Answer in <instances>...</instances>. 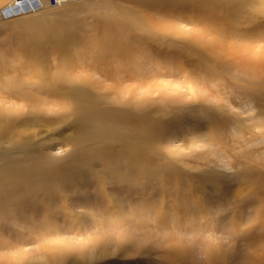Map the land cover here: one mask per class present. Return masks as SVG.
Masks as SVG:
<instances>
[{"label": "rangeland", "instance_id": "1", "mask_svg": "<svg viewBox=\"0 0 264 264\" xmlns=\"http://www.w3.org/2000/svg\"><path fill=\"white\" fill-rule=\"evenodd\" d=\"M10 1L0 0V7ZM70 4L75 6L49 8V17L55 22L45 31L1 23L0 104L5 108L8 106L4 101L28 103L37 99L47 124L58 128L53 140L69 151L72 148L68 139L72 132L68 125V121L72 122L69 106L74 97L92 99L86 113L103 109L121 116L120 109L127 110L130 124L142 128L145 136L130 154L122 145L111 148L113 156L109 154V161L99 168L106 183L97 185L87 196L78 195V200L75 197L73 202L65 199L76 212L75 220L65 218L66 221L47 224L45 229L52 234L47 240L41 237L42 230L38 227L29 231V245L25 248L35 252L28 257L29 262L41 264L47 257L53 258L59 251L51 244L57 241L77 248L94 233L110 230L113 243L124 234L135 236L139 243L132 241L122 251L96 259L76 254L65 263L56 259L53 263L46 260L44 264H247L245 253L249 241L234 239L237 234L227 237L221 227L232 219L244 221L250 213L259 216L264 204L262 1L90 0ZM161 27L163 30H159ZM58 70L59 76L71 79L69 85L63 78L53 80ZM8 80L16 86L6 87ZM250 86H258L263 92L255 101L256 118L263 119L259 121L261 128H254L252 121L242 119L243 136H233L229 129L236 117L227 100L239 107L237 92ZM123 100H128V104L121 103ZM138 101H143L144 106L136 107ZM3 108L0 125L4 126L11 119L8 118L11 112ZM206 112L213 114L207 118L202 115ZM189 120L193 136L186 128ZM215 123L218 136L213 132ZM50 139L43 141L47 143ZM43 141L37 142L41 145L37 146L40 152L51 151ZM119 148L123 150L121 154H117ZM126 167L131 180L139 179L138 170L142 167L143 175L148 178L165 179L171 188L183 186L186 196L179 200L163 185L145 186L135 193L131 180L126 179ZM208 169L220 176L215 179ZM223 174L227 175L223 177ZM119 176L121 182L116 184L114 180ZM103 186L108 190H103ZM105 191L117 200V221L89 213L100 207L99 203L106 198ZM252 192L261 198L257 205L245 198ZM174 210L178 215L172 218ZM200 210L208 221L206 246L220 244V256L187 247L205 246L202 232L196 238L194 233L185 234V217L192 212L199 222L198 216L204 214ZM43 219L36 226L44 227ZM57 230L60 235L56 234ZM21 233L19 236L24 237ZM177 244L178 252L172 249ZM12 258L16 263L21 262L18 255Z\"/></svg>", "mask_w": 264, "mask_h": 264}, {"label": "bare ground", "instance_id": "2", "mask_svg": "<svg viewBox=\"0 0 264 264\" xmlns=\"http://www.w3.org/2000/svg\"><path fill=\"white\" fill-rule=\"evenodd\" d=\"M11 1L9 3H11ZM84 1L87 2L90 0L71 1L60 8L66 7V5L68 4V6L70 7L75 6V4L70 3H76V5H79V3L82 4ZM261 1L262 5L264 6V0ZM49 10V7H46L33 12H28L20 15L16 14L10 19L0 21V25L2 23L7 25L27 27L30 29H37L36 27H38L45 31L51 28L52 25H54L52 21L55 22V20H52L49 17ZM98 13H100V11ZM70 18L71 17H67V19ZM233 24H235V22H233ZM159 26H161L160 23ZM162 27L159 28V30H163ZM209 41L212 42L213 39ZM59 71L60 70H58V72L53 75V80L57 81L58 78L59 80L63 78V76H59ZM250 79H253V77L251 76ZM254 79H256L257 82H261V79L258 77ZM63 80H65L66 84L69 85L71 79H67L65 77L63 78ZM13 85L16 86L14 81L12 83L9 80L8 82H6V87H13ZM74 88L75 90L76 88L77 90H80V88L78 87ZM237 93L241 101L239 107L234 105L231 101L227 100V105L229 106L230 111H232V114L234 115V117H236L233 119L234 122L230 124L231 129L229 130H231L233 136H243V129L245 127L242 123V119H245L246 121H252L254 123V128H261V126L259 125L261 124V122L259 123V121L263 119L261 117L256 118L255 113L257 105H255V101L260 99L259 97H261V93L263 92L258 86H250L246 90H242L241 92L239 91ZM127 101L128 100H123L121 101V103L128 104ZM92 102L93 101L90 98L87 99L74 97V102L69 106L72 114V116H70L72 122L68 121L69 127H72V135L70 134V136L68 137L69 141L72 144V148L70 151L66 150L65 147L61 145L62 143L56 144L57 140H53L55 138L53 137V135L55 134L54 131H57L58 128H52L51 124H47L48 119L44 118L43 114L40 113L43 112V110L40 108V104H38L37 99L28 103H19L18 101H4V104L8 106L5 108H3V106L0 104V111L1 108H3V110H6L5 112H11V114L8 113V118L11 119H9L4 126L2 124V126L0 125V252H5L7 256L11 257L6 258V255L4 256L2 253H0V264H33L31 260L29 262L28 257L32 256L35 252H32L31 250H27L25 248L26 244H28V238L30 237L29 231H32L34 230V228L38 227L42 230L40 232L41 237L47 240L52 235L48 232V230L45 229V226L47 224L57 223L61 219L65 220V218L69 220L74 219L76 212L74 211L72 205L67 203L68 200L70 202H73V198L77 197L80 194L87 196L88 193L90 194V192H94L93 188H95L97 185L106 183L105 181H103L104 178L102 177V174L100 173L101 170L99 168L104 166L109 161L108 155L112 154V152L110 151L111 148L114 145H122L123 150H126L130 154V151L134 150L144 138L145 131L138 125L132 126L130 124V121L132 122V120L130 119L128 115L129 112L127 110L123 111L122 109H120V112H122L121 114H123L121 116L111 114L112 112L105 111L103 109H97L93 112L89 111L86 113L85 109ZM42 104L44 105L45 103L42 101ZM136 105V107L138 108L144 106L143 101H138ZM22 111L25 112L24 115L20 114L22 113ZM50 111L53 110L50 109ZM212 114L213 112L202 113V115L207 118L211 117ZM16 115L19 116L15 117ZM242 115L246 116L242 117ZM189 122H191V120L186 122V128L193 136L195 133L193 132V129H191L192 127ZM217 126L218 125H216V123L213 125V132H215V134L218 136V134L220 133L218 132ZM41 127H43V129ZM213 136L215 137V135ZM213 136L212 138H214ZM49 137H51V139L47 143L43 141L47 140ZM36 140H38L39 142L43 141L45 143L44 146L48 147V150L51 151H48L46 153L40 152L38 147L41 145L38 146V141ZM201 141H203V138L201 139ZM261 143H264V138ZM7 144L8 146H5ZM220 144L222 143L220 142ZM129 147H132V149H130ZM118 150L119 151L117 154H121V151H123L120 150V148ZM143 171L144 168L142 167L138 170V175L140 177L135 181L131 180L129 169L128 167H126V179L131 180L130 186L133 188L135 193L141 192L148 186L154 187V185H163L169 189L170 193L175 194L178 198H180L179 200H183V198L186 196V192L183 191V186H180L179 188H171L172 185L169 184V182L167 183L165 179H159L158 181H156L154 178H148L144 176ZM208 172H211V176H213L214 178L219 175L215 171H209V169ZM226 175L227 174H223L222 176L225 177ZM113 177V175L109 177V183L111 184L114 183ZM117 178L118 179L114 181L116 182V184H119L121 182L120 176ZM142 180H145L146 182L143 183L141 182ZM103 187V190L107 189L105 186ZM106 191V198L104 199V201H101V203H99L100 207H98V211H90L89 213H92L93 215L96 214L99 217L103 216L108 220L116 219L117 221L118 219L115 214V212L119 209L116 206L117 200H115L114 195H112V198L107 196ZM254 193H250L249 195L245 196V198L250 199L251 203L255 202V205H257L261 202V198ZM65 199L67 200V202L65 201ZM97 200L99 201L100 199ZM137 202L138 201H135V203ZM108 203H110L109 207L106 206ZM180 204H182V202H180ZM188 206L190 205L188 204ZM122 209L124 210V208ZM200 212L203 211L200 210ZM177 215V210H174L170 216L172 218H175V216ZM195 215L196 214H192V212H190L189 215L185 217L184 221L186 222L184 223L187 226L185 234L187 235L189 233H194V236L196 238L197 236L199 237L198 234L202 232V234L204 235L202 241L204 242L205 246H203L204 248L202 247V249L201 247L197 248L190 245H188L187 247L196 252L202 251L203 254H206V251H208L207 254L213 253V255L216 254L217 256H220V244H216L212 247L209 246L208 248L206 246L205 233L206 223L208 221L206 222L205 213L198 216L197 220H199V222L195 220V218H197ZM246 217L247 219H245L244 221H238L239 219L237 221L230 219L231 221L224 224V227L222 226L221 230H224L223 232L227 234V237L235 236V234H237L238 237H233L234 239L239 241L241 239H247L249 241V244H247L249 245V248L247 250V253H245L247 256L246 260L248 261L247 264H264V204L261 207L259 216H251L250 213V215H247ZM42 218H44V227L36 226L38 223H41ZM46 219L48 220V222H46ZM192 220H195L196 224H192V222H194ZM180 224H182V222ZM216 229L218 230V228ZM245 230L249 233L245 234ZM50 231H52V229ZM21 232L23 233L24 237L19 236V233ZM57 233L59 234L58 230L56 234ZM111 233L112 232L110 230L103 231V233H94L91 238L88 237V241L82 242V244H80V247L78 246L77 248H69L66 243L60 241H57V244L54 245L50 243L51 246L58 249L59 252L57 254H53L54 257L51 259L47 257V259H45V261L43 260L41 264L47 263L48 261L53 263L56 261V259L65 263L68 258V260H70V257L76 254L82 256L83 258L96 259L98 257H101V255L103 254L111 255L116 251L118 252L122 248L127 246L128 243H132V241L133 244L136 245L139 243L136 238L134 239L135 236L129 237L125 234L120 236L118 240L113 243L111 239ZM173 234L175 233L173 232ZM188 242H190L189 239ZM236 243H238V241H236ZM172 247V249H174L176 252H178L180 249V246L178 244L177 246ZM250 250H253V252H251ZM38 251L42 253V250ZM15 255H18L21 258V262L19 260L20 263H16L12 258ZM74 263L75 262H71L70 264Z\"/></svg>", "mask_w": 264, "mask_h": 264}, {"label": "built area", "instance_id": "3", "mask_svg": "<svg viewBox=\"0 0 264 264\" xmlns=\"http://www.w3.org/2000/svg\"><path fill=\"white\" fill-rule=\"evenodd\" d=\"M71 1L80 0H12L11 3L0 7V21L10 19L16 14L33 12L43 8H60Z\"/></svg>", "mask_w": 264, "mask_h": 264}]
</instances>
